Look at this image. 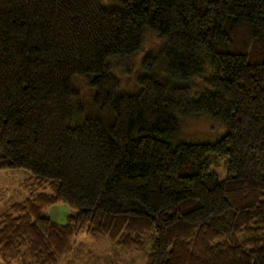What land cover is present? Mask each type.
<instances>
[{
	"label": "trees",
	"instance_id": "trees-1",
	"mask_svg": "<svg viewBox=\"0 0 264 264\" xmlns=\"http://www.w3.org/2000/svg\"><path fill=\"white\" fill-rule=\"evenodd\" d=\"M201 116L224 135L182 140ZM7 171L30 177L4 262L58 264L86 235L145 264H264V0H0Z\"/></svg>",
	"mask_w": 264,
	"mask_h": 264
},
{
	"label": "rangeland",
	"instance_id": "rangeland-1",
	"mask_svg": "<svg viewBox=\"0 0 264 264\" xmlns=\"http://www.w3.org/2000/svg\"><path fill=\"white\" fill-rule=\"evenodd\" d=\"M140 57L141 56L136 59V62H139ZM136 62L134 65L137 64ZM118 72L121 73L120 71L115 70V75L124 85L125 91L132 92L134 89L133 85H129L127 77L124 74H118ZM202 91L203 90L200 89V92ZM180 130L182 140L208 144L216 142L225 133V129L220 123L205 116L192 117L185 120V125L183 126L180 120ZM213 170L216 172L220 180L226 178V170L222 163H219L216 168H213ZM29 177V174L25 171L0 172V201H2L0 202V214L5 210V206L8 205V203L15 200L10 198V195L12 193L18 194L19 191L20 193L23 191L21 190L22 185L24 183L26 185L28 182L26 178ZM24 195L26 196V194ZM23 200L24 199H22V201ZM71 212L72 210L67 206L53 205L47 209L46 216L55 223L65 224L67 217ZM80 237L82 236L80 235ZM90 239L99 238L90 237ZM101 241H104L103 243L105 244H99L100 242L96 241H92L91 243L76 242L73 247L77 250V253L76 250H74L65 264H145L144 254L133 252L122 253L125 254L122 255L114 252V249L107 241Z\"/></svg>",
	"mask_w": 264,
	"mask_h": 264
},
{
	"label": "crops",
	"instance_id": "crops-1",
	"mask_svg": "<svg viewBox=\"0 0 264 264\" xmlns=\"http://www.w3.org/2000/svg\"><path fill=\"white\" fill-rule=\"evenodd\" d=\"M51 220V219H50ZM54 222V221H53ZM55 223V222H54ZM58 224V223H57ZM82 237H80V236H78V237H76L73 241H72V243H71V246H70V248H69V251H68V253L66 254V256L58 263V264H65L66 262H67V260H68V258H69V256H70V254L74 251V250H76L73 246H74V244H76V242H80V243H86V242H92V241H96V242H100L99 244H105V243H103L104 241H101V240H99V239H90V237H88V236H86V235H81ZM78 240V241H77ZM76 253H77V250H76ZM11 262V263H10ZM9 263H7V262H4V260H2V258H0V264H27L28 262H20V263H18L17 261H14V262H12V261H10ZM71 264V263H70ZM73 264H75V263H73Z\"/></svg>",
	"mask_w": 264,
	"mask_h": 264
}]
</instances>
